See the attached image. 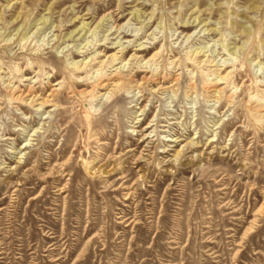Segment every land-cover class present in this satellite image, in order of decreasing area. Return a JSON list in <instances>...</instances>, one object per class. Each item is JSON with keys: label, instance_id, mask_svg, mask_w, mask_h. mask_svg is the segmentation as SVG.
I'll return each instance as SVG.
<instances>
[{"label": "rangeland", "instance_id": "obj_1", "mask_svg": "<svg viewBox=\"0 0 264 264\" xmlns=\"http://www.w3.org/2000/svg\"><path fill=\"white\" fill-rule=\"evenodd\" d=\"M263 109L264 0H0V264H264Z\"/></svg>", "mask_w": 264, "mask_h": 264}, {"label": "bare ground", "instance_id": "obj_2", "mask_svg": "<svg viewBox=\"0 0 264 264\" xmlns=\"http://www.w3.org/2000/svg\"><path fill=\"white\" fill-rule=\"evenodd\" d=\"M135 16H136V18H138L139 16H137V14L135 13L134 14ZM113 17V16H112ZM47 21H48V18H44V23H47ZM119 22V21H118ZM123 26V25H122ZM90 29L87 27V23H85L84 21H83V23H82V25H81V27H80V29H79V31L77 32V34L78 33H80V32H83V31H85V33H87L88 31H89ZM75 31H77V29L76 30H74L72 33H74ZM76 34V35H77ZM75 35V36H76ZM86 35V34H85ZM72 36V35H71ZM191 36V35H190ZM115 43V42H114ZM130 46V45H129ZM129 46H124V44L123 43H121V42H119V44L116 46V48L118 47V50L117 51H115V52H113V53H111V54H109V55H107L106 54V58H108L107 60H110V62H111V64L112 63H116L117 61H119L120 59H121V57H124V56H126V54L130 51V48H128ZM139 46H141V44L139 45ZM143 46H141V47H136L134 50H136V51H144L145 49L144 48H142ZM161 48V47H160ZM136 53H133V54H131L130 56V60H135V59H137V64L140 62V61H138L139 60V58H138V56H136L135 55ZM197 55V54H196ZM105 57V56H104ZM144 59V58H143ZM105 60V59H104ZM104 60H102L103 61V63H104ZM142 61V60H141ZM144 61V60H143ZM202 61V60H201ZM204 61V60H203ZM101 62V61H100ZM102 63V62H101ZM127 63H128V61H127ZM85 65H83V63L82 64H80V65H78L77 64V62H75L74 63V65H76L75 66V70L76 71H78V72H82V69H84L85 67H86V64H87V61L84 63ZM144 65V64H143ZM108 67H113V66H109V65H106V68H101V73H99V75H98V81H97V83L95 84V89H96V91H97V94L96 95H94L93 96V99H97V98H99L100 96L102 97V96H104V95H106L107 93H104V94H100V92L102 91V90H109L108 91V94H109V96H108V98H114V97H117L120 93H121V91L124 89V87H123V83H124V73H123V70L120 68L119 69V67H118V69L119 70H117V67H116V69L113 71V72H110V73H108ZM110 69V68H109ZM56 75V74H55ZM103 75H106V78H104L103 77ZM219 75V74H218ZM216 76V75H215ZM229 76V72L228 73H226V74H224V75H222V76H220V80H225V79H227V77ZM132 77V76H131ZM217 78H218V76H217ZM159 79H161L160 81L161 82H163V84H161V82H157V83H160V86L158 87L157 86V88H158V90H160V89H170V88H172V87H175V86H177L179 83H180V77H176V78H174L173 80H172V82L169 84V85H166L165 87H163L164 85H165V83H167V78L166 77H164V74H163V76L162 77H157V78H155V79H153V81H156V80H159ZM143 80H145L144 82H148V80H147V78L146 79H143ZM151 81V80H150ZM13 81L12 80H10L8 83H7V85H8V87H10V84L12 83ZM144 82H140V84L138 85L139 86V88L143 85V83ZM218 83H220L218 80L217 81H215V82H213V83H211L210 84V86H209V88H211V91L212 92H215V93H217V97L219 98V101H220V95L222 94V92H223V90L221 89V88H218ZM57 85L59 84V82L58 83H56ZM20 86L22 85V84H19ZM93 87V86H92ZM77 88V87H76ZM12 89V91L13 92H15L14 93V95L12 96V101L13 102H15V103H18L19 105H23V106H26V105H33V106H35V105H40L39 107H38V109H40L42 106L44 107V106H48V105H58V104H55L53 101H54V99H55V97L57 98L58 96H60L62 93H63V91H62V89L61 88H53L49 93H48V95L47 96H45V97H41L40 95H38L37 93H36V91L35 90H33V88L31 87V86H29V88L26 90V89H20L19 88V86H14V85H12L11 86V88H10V90ZM152 89V88H151ZM86 90V89H85ZM155 90H157L156 88H155ZM190 90H192V91H194V90H196V85H193L191 88H190ZM74 91V90H73ZM75 92V91H74ZM214 93V94H215ZM211 97V96H210ZM228 97V96H227ZM137 100V99H136ZM231 104V103H230ZM264 110V109H263ZM262 115V114H261ZM149 128V127H148ZM212 139V138H211ZM168 141H174V139L172 138V140L171 139H169ZM25 149V148H24ZM166 150V149H165ZM181 151L182 150H180L179 149V151L177 152V154L175 155V157H176V159H178V156H180V154H181ZM79 158H81V157H79ZM170 160V159H169ZM173 160V159H172ZM128 163V162H127ZM114 164V163H113ZM85 166H86V169L91 173V171H92V168L94 167V165H92V163L91 162H89V161H85ZM98 171H102V169L99 167L98 168ZM112 171V170H111ZM103 172V171H102ZM107 173H108V171H106ZM104 173V172H103Z\"/></svg>", "mask_w": 264, "mask_h": 264}]
</instances>
